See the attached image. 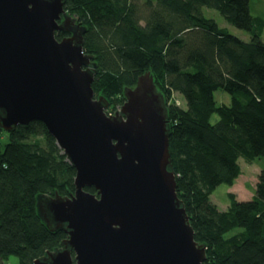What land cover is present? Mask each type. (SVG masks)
<instances>
[{"label": "trees", "instance_id": "1", "mask_svg": "<svg viewBox=\"0 0 264 264\" xmlns=\"http://www.w3.org/2000/svg\"><path fill=\"white\" fill-rule=\"evenodd\" d=\"M64 1L85 29L84 53L96 63L92 85L95 95L109 101L108 114L122 106L125 88L134 87L145 72L164 95L177 194L195 240L206 245L204 264H264V170L252 199L241 201L229 193L226 211L211 199L219 185H234L241 159H264V40L250 0ZM204 7L249 32L250 40L204 16ZM57 33V39L67 36ZM218 89L230 95L229 105L215 100ZM214 114L216 123L210 122ZM4 136L0 262L15 255L19 264H33L67 238L44 223L37 199L74 193L77 171L41 121L11 132L0 128V140ZM86 190L96 193L94 187Z\"/></svg>", "mask_w": 264, "mask_h": 264}, {"label": "water", "instance_id": "2", "mask_svg": "<svg viewBox=\"0 0 264 264\" xmlns=\"http://www.w3.org/2000/svg\"><path fill=\"white\" fill-rule=\"evenodd\" d=\"M64 6L0 0V128L43 122L77 171L74 193L37 199L44 223L67 238L33 264H204L177 194L164 95L145 72L108 114L85 29Z\"/></svg>", "mask_w": 264, "mask_h": 264}, {"label": "rangeland", "instance_id": "3", "mask_svg": "<svg viewBox=\"0 0 264 264\" xmlns=\"http://www.w3.org/2000/svg\"><path fill=\"white\" fill-rule=\"evenodd\" d=\"M249 3L251 13L256 18V27H261V37L264 40V23L261 22V20H264V0H250ZM203 14L209 18H213L219 26L229 30L231 34L236 35L245 41L250 40L252 35H250L249 32L240 28L238 29L235 26L227 23L223 15H221L218 11L204 7ZM214 97L219 104L224 103L229 105L232 101L230 95L222 89H218L215 92ZM175 100L176 102H181L184 107L186 106V102L180 94H175ZM218 120L219 116L214 114L211 117L210 122L216 123ZM0 142L2 143V146H4L6 143H8V137L4 136ZM239 164H241L242 171L241 175L236 179L234 185H219V187H217L211 195L212 201L216 203L221 210L226 211V209L229 208V193H233L235 196H237V198L246 199V201L247 199H251L255 193L257 176L261 170H264V159L262 157H256V159L252 162H247L241 159ZM227 235H231V233H228ZM0 264H19V259L14 255L8 260L0 262Z\"/></svg>", "mask_w": 264, "mask_h": 264}, {"label": "crops", "instance_id": "4", "mask_svg": "<svg viewBox=\"0 0 264 264\" xmlns=\"http://www.w3.org/2000/svg\"><path fill=\"white\" fill-rule=\"evenodd\" d=\"M255 188H256V186H255ZM254 197V195L251 197V199ZM239 200H241V201H246V199H240V198H238ZM247 200H249V199H247Z\"/></svg>", "mask_w": 264, "mask_h": 264}, {"label": "flooded vegetation", "instance_id": "5", "mask_svg": "<svg viewBox=\"0 0 264 264\" xmlns=\"http://www.w3.org/2000/svg\"><path fill=\"white\" fill-rule=\"evenodd\" d=\"M63 33H66V32H63ZM66 34H67V36H68V35H70L71 33H70V32H68V33H66Z\"/></svg>", "mask_w": 264, "mask_h": 264}]
</instances>
